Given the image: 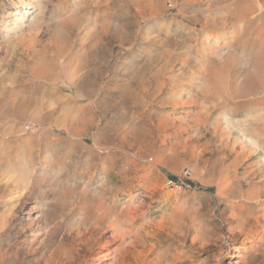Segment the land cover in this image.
<instances>
[{"label":"rangeland","instance_id":"1","mask_svg":"<svg viewBox=\"0 0 264 264\" xmlns=\"http://www.w3.org/2000/svg\"><path fill=\"white\" fill-rule=\"evenodd\" d=\"M0 264H264V0H0Z\"/></svg>","mask_w":264,"mask_h":264}]
</instances>
